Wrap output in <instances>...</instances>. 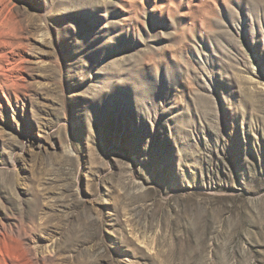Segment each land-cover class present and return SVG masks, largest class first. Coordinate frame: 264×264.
I'll list each match as a JSON object with an SVG mask.
<instances>
[{"label": "rangeland", "instance_id": "374dc122", "mask_svg": "<svg viewBox=\"0 0 264 264\" xmlns=\"http://www.w3.org/2000/svg\"><path fill=\"white\" fill-rule=\"evenodd\" d=\"M0 24V264H264V0Z\"/></svg>", "mask_w": 264, "mask_h": 264}, {"label": "bare ground", "instance_id": "6f19581e", "mask_svg": "<svg viewBox=\"0 0 264 264\" xmlns=\"http://www.w3.org/2000/svg\"><path fill=\"white\" fill-rule=\"evenodd\" d=\"M2 10V9H1ZM5 13V12H4ZM6 15V14H5ZM10 15V14H9ZM8 18V17H7ZM2 22V21H1ZM4 22H2V24H3ZM10 24V23H9ZM8 23H7V25H9ZM2 25L0 24V27H1ZM11 27V26H10ZM7 29V28H6ZM11 29V28H10ZM13 31V30H12ZM5 31H3V32H0V45L2 44V43H6V41H7V39H8V35L9 34H7V32H5ZM8 32H10V31H8ZM10 38V37H9ZM12 41V40H11ZM7 43H9V42H7ZM4 48H5V46H4ZM9 59V58H8ZM7 62H9V61H7ZM12 73V72H11ZM2 249L0 248V256L2 255Z\"/></svg>", "mask_w": 264, "mask_h": 264}]
</instances>
